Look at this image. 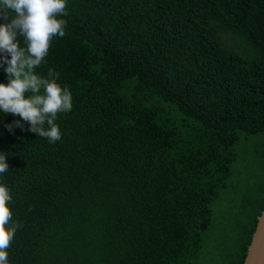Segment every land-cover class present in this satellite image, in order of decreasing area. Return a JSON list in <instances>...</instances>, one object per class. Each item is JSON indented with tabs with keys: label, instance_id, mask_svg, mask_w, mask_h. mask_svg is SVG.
<instances>
[{
	"label": "trees",
	"instance_id": "16d2710c",
	"mask_svg": "<svg viewBox=\"0 0 264 264\" xmlns=\"http://www.w3.org/2000/svg\"><path fill=\"white\" fill-rule=\"evenodd\" d=\"M66 11V35L35 70L59 72L72 93L61 140L26 123L9 132L20 117L0 111V183L23 225L10 264H206L221 209L220 264H243L264 208V0H67ZM256 140L259 172L239 194L237 151Z\"/></svg>",
	"mask_w": 264,
	"mask_h": 264
},
{
	"label": "clouds",
	"instance_id": "9594fccd",
	"mask_svg": "<svg viewBox=\"0 0 264 264\" xmlns=\"http://www.w3.org/2000/svg\"><path fill=\"white\" fill-rule=\"evenodd\" d=\"M66 7L67 0H0V68L8 77L0 83V111L20 117L6 125L9 132L23 130L26 123L49 143L61 140L56 120L72 110V93L58 83L59 72L49 68L45 77L35 70L45 62L53 38L66 35L67 21L61 18ZM8 171L6 154L0 153V174ZM12 200L10 189L0 183V264H10L8 249L23 226L13 220Z\"/></svg>",
	"mask_w": 264,
	"mask_h": 264
},
{
	"label": "rangeland",
	"instance_id": "374dc122",
	"mask_svg": "<svg viewBox=\"0 0 264 264\" xmlns=\"http://www.w3.org/2000/svg\"><path fill=\"white\" fill-rule=\"evenodd\" d=\"M220 35L222 42L225 44L226 48L228 49H236V44L232 38L231 33L221 29ZM261 148V140H256L254 143H245L244 146L238 149V162L233 167V179L230 182L229 187L234 186V189L239 192L246 193V190L253 185V181L255 179V173L259 172V165L257 162V155L259 151L257 149ZM233 183V184H232ZM232 194V193H231ZM238 194V195H239ZM237 195V196H238ZM218 211L220 215L218 218V228L219 232L215 231L212 235L210 233V243H209V252L205 258L206 264H220V255L222 252V246L218 244H213L215 239H212L213 236L219 233V241H224L229 237V229L230 223L229 218L231 216L230 213Z\"/></svg>",
	"mask_w": 264,
	"mask_h": 264
},
{
	"label": "water",
	"instance_id": "95a60500",
	"mask_svg": "<svg viewBox=\"0 0 264 264\" xmlns=\"http://www.w3.org/2000/svg\"><path fill=\"white\" fill-rule=\"evenodd\" d=\"M243 264H264V208L258 217Z\"/></svg>",
	"mask_w": 264,
	"mask_h": 264
}]
</instances>
